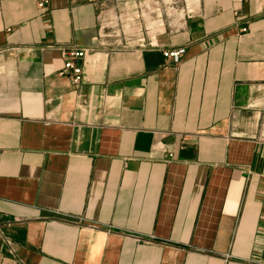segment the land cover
<instances>
[{"label": "crops", "instance_id": "1", "mask_svg": "<svg viewBox=\"0 0 264 264\" xmlns=\"http://www.w3.org/2000/svg\"><path fill=\"white\" fill-rule=\"evenodd\" d=\"M38 2L0 0V264H264V0Z\"/></svg>", "mask_w": 264, "mask_h": 264}, {"label": "built area", "instance_id": "2", "mask_svg": "<svg viewBox=\"0 0 264 264\" xmlns=\"http://www.w3.org/2000/svg\"><path fill=\"white\" fill-rule=\"evenodd\" d=\"M50 0H39L38 7L40 9H47ZM247 29L243 27L241 29L242 32H245ZM88 49L84 47H78L75 43H66L63 45V53H64V63L62 68L60 69V74L64 75L66 73L71 72L72 78L75 83H79L83 79V67L78 62L79 60L83 59L86 54L88 53ZM186 49L176 48L165 50L164 56L167 58L172 59L174 62L178 63L182 60L183 55L185 54ZM173 154H170L172 156Z\"/></svg>", "mask_w": 264, "mask_h": 264}]
</instances>
